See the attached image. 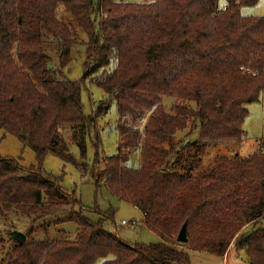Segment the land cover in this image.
Returning a JSON list of instances; mask_svg holds the SVG:
<instances>
[{"label":"trees","instance_id":"1","mask_svg":"<svg viewBox=\"0 0 264 264\" xmlns=\"http://www.w3.org/2000/svg\"><path fill=\"white\" fill-rule=\"evenodd\" d=\"M216 1L0 0V129L34 153L26 166L0 155V210L37 221L78 203L43 169L52 154L137 207L159 238L127 243L104 229L102 218L79 211L69 217L79 226L74 240L14 241L7 264H191L190 252L223 256L231 243L249 264H264V134L245 156L234 151L201 164L206 146L246 140L247 105L264 90V15L240 13L257 0H225L221 9ZM60 6L72 21L57 17ZM80 33L82 74L70 79L62 69ZM52 52L57 67L49 66ZM84 79L106 94L89 114L80 96ZM164 97L172 100L168 108ZM112 102L116 148L102 157L95 123ZM187 127L186 136L195 130L197 139L175 140ZM133 149L137 167L128 165ZM183 223L187 240L179 242Z\"/></svg>","mask_w":264,"mask_h":264},{"label":"rangeland","instance_id":"2","mask_svg":"<svg viewBox=\"0 0 264 264\" xmlns=\"http://www.w3.org/2000/svg\"><path fill=\"white\" fill-rule=\"evenodd\" d=\"M96 1V0H94ZM125 2L144 3L146 0H122ZM225 0H217L216 6L221 9L224 6ZM240 13L246 16H262L264 15V0H257L255 4L244 5L240 7ZM59 19L71 20V14L60 6L57 10ZM85 40V34L80 33V43L72 48L71 61L68 66L62 69L64 75L70 79H79L82 74V61L84 57V46L81 43ZM52 60L49 66L57 67V59L51 53ZM114 63H110L108 69L112 68ZM81 102L84 114H89L97 105V103L106 97L105 92L91 83L89 79H84L81 84ZM172 103L168 97L163 98V104L166 108ZM194 107V104H191ZM248 114L243 121V129L246 133V140L235 144L232 143L229 148H225L221 144H212L204 148L201 156L202 166H208L213 163L215 158L220 154H232L234 151L241 156H245L252 150V141L264 134V90L260 94L259 101L251 102L247 105ZM116 108L115 102L110 103L107 112L96 119L97 132L99 134V155H111L115 152L117 133H116ZM190 128L179 131L175 134L174 139L187 137L186 134ZM188 136L189 140L197 139V132L191 131ZM64 138L68 149L78 157V149L72 142L69 129L65 127ZM86 152L84 160L88 164H92L94 157L93 148V131L86 136L85 139ZM167 146V145H166ZM0 155L11 156L19 159V163L26 166L34 162V153L28 147H23L17 138L9 133H4L0 129ZM230 156V155H229ZM190 162L185 164L187 168ZM103 161L99 162L95 168L100 169ZM128 165L137 167L139 165L138 149L131 150L128 159ZM42 167L45 171L51 173L57 178L59 185L67 192H75L79 198L78 203L70 206L65 212L46 216L37 221L31 218L17 216L15 212H3L0 210V264H7L9 260L8 253L11 251L14 239L10 237V232L13 230L25 233L31 230L29 236L25 240H42L45 238L52 240L76 238L79 226L73 220H70V215L81 211L83 215L91 220L102 218V226L104 229L115 233L127 243L149 244L159 242L157 234L146 228L142 223L141 212L131 203L119 200L112 195L104 183H99L96 187L90 173H84L73 163L66 162L58 156L47 154L43 161ZM109 214V215H108ZM125 220L126 224L121 225L120 221ZM264 226V218L261 220ZM247 225V224H246ZM245 227V225L243 226ZM250 227V226H248ZM247 227V228H248ZM232 251L229 255V261L226 262L221 256L203 251L190 252L191 264H249L243 252H238L234 249L231 243L227 251ZM225 252V253H226ZM224 253V254H225Z\"/></svg>","mask_w":264,"mask_h":264},{"label":"water","instance_id":"3","mask_svg":"<svg viewBox=\"0 0 264 264\" xmlns=\"http://www.w3.org/2000/svg\"><path fill=\"white\" fill-rule=\"evenodd\" d=\"M10 237L13 238L15 241L18 242H24L26 239V235L22 232L13 230L10 232ZM176 240L179 242H185L187 240L186 237V223H183L177 236H176Z\"/></svg>","mask_w":264,"mask_h":264},{"label":"crops","instance_id":"4","mask_svg":"<svg viewBox=\"0 0 264 264\" xmlns=\"http://www.w3.org/2000/svg\"><path fill=\"white\" fill-rule=\"evenodd\" d=\"M230 253L232 254V251L229 250L223 256H221L224 259V261H226V262L229 261V255H230Z\"/></svg>","mask_w":264,"mask_h":264},{"label":"built area","instance_id":"5","mask_svg":"<svg viewBox=\"0 0 264 264\" xmlns=\"http://www.w3.org/2000/svg\"><path fill=\"white\" fill-rule=\"evenodd\" d=\"M120 224H121V225H125V224H126V221H125V220H121V221H120Z\"/></svg>","mask_w":264,"mask_h":264}]
</instances>
